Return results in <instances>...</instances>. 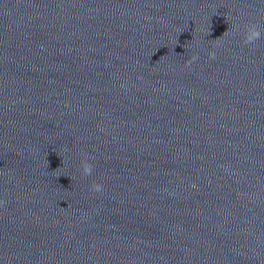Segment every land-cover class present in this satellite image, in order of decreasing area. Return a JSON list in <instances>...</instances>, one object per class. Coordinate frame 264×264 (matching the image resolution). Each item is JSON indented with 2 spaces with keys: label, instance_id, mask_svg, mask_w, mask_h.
<instances>
[{
  "label": "water",
  "instance_id": "95a60500",
  "mask_svg": "<svg viewBox=\"0 0 264 264\" xmlns=\"http://www.w3.org/2000/svg\"><path fill=\"white\" fill-rule=\"evenodd\" d=\"M0 200V264H264V0H0Z\"/></svg>",
  "mask_w": 264,
  "mask_h": 264
},
{
  "label": "clouds",
  "instance_id": "9594fccd",
  "mask_svg": "<svg viewBox=\"0 0 264 264\" xmlns=\"http://www.w3.org/2000/svg\"><path fill=\"white\" fill-rule=\"evenodd\" d=\"M226 34V32H225ZM261 37V31L260 28L257 26V24L252 23L250 25L247 26V30L245 33V38H244V43L245 44H250L253 43L254 41L258 40ZM217 40H219V38H217ZM211 58H215L216 53L215 52H211L210 54ZM192 59H196L195 56L192 57ZM191 61H189L190 63ZM82 170L83 173L85 175H90L93 171V165L88 161L87 158H85V160L82 163ZM102 184L100 183H94L93 184V189L95 191H101L102 190ZM5 202L3 200H0V206H2Z\"/></svg>",
  "mask_w": 264,
  "mask_h": 264
}]
</instances>
